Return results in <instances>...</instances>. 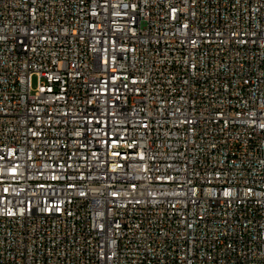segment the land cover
Wrapping results in <instances>:
<instances>
[{"label": "built area", "instance_id": "built-area-1", "mask_svg": "<svg viewBox=\"0 0 264 264\" xmlns=\"http://www.w3.org/2000/svg\"><path fill=\"white\" fill-rule=\"evenodd\" d=\"M0 264H264V0H0Z\"/></svg>", "mask_w": 264, "mask_h": 264}, {"label": "rangeland", "instance_id": "rangeland-1", "mask_svg": "<svg viewBox=\"0 0 264 264\" xmlns=\"http://www.w3.org/2000/svg\"><path fill=\"white\" fill-rule=\"evenodd\" d=\"M36 84V79H34V85Z\"/></svg>", "mask_w": 264, "mask_h": 264}]
</instances>
